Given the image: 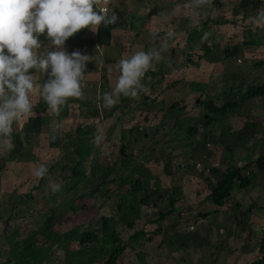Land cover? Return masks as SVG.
<instances>
[{
    "label": "rangeland",
    "instance_id": "1",
    "mask_svg": "<svg viewBox=\"0 0 264 264\" xmlns=\"http://www.w3.org/2000/svg\"><path fill=\"white\" fill-rule=\"evenodd\" d=\"M224 11L229 12L225 9L223 12ZM214 13H217V11H214ZM226 15L229 17L228 20H233L234 14ZM211 17L214 16L211 14ZM215 19L221 24V27L213 23L209 24L208 28L204 30V33L209 34L207 39H202L204 35L203 33L202 36L193 39V41L188 38L189 36L187 37L185 34L186 31L179 32V41L176 45L179 50L176 52V55L173 56L174 60H176V66H169L166 59L161 58L162 63L155 65V67H157L156 71L161 75L158 76L156 72L150 71V74L145 75L153 85L144 87L137 97L130 98L129 107L119 108L120 112H117L113 122L114 127L110 124L111 130H102L105 138L99 146L93 141V136L96 132L94 129V133L88 138V141L94 148L99 147L100 155L94 153L86 161V171L90 179L87 184L80 185L77 194L73 192H64L57 195L54 201H49L48 199L49 196L52 195V191L49 187L51 181H62V186L69 183V172L67 170H62V167L65 165H72L75 162V156L74 154L72 155V149L57 145L55 144L56 141L34 147V145H29L28 143L31 142V139L30 141L28 139L30 134L24 133L26 151L23 152L24 154L20 156L19 160L15 162L9 161L0 174V264L5 261L6 256L9 253L10 237L15 234L18 242H22L28 238L34 230L43 225L45 214H65L66 218L68 215L71 217L66 224L68 227L69 225H83V230H100L102 226L100 216L110 215L109 209H98V205L102 202L100 197L97 196L92 200L85 199L77 201V205H83L86 207V211L78 212L77 215L72 216L70 212L65 213V210L67 209L70 199L77 197L79 193L81 194L82 192L89 191L96 185L100 184L103 176L114 163H116L119 168H137V175L143 181V187L145 189L144 193L142 192L139 194V198L146 196L149 198L151 195L150 188L152 181L154 187L156 183L155 180L160 182L158 176L155 175V172L167 173L169 179L170 175H173L172 172L175 170L176 174H174V176L176 177L173 178L174 181L183 176L190 177L189 175H192L193 170L197 173L202 172L204 175V167L201 166L206 164L207 157L215 158V162L219 166L225 164V167L230 166L231 162L232 164L238 165V161L236 162V160H240L244 163L248 162V160L245 159L248 156V152L251 149H254L253 146L255 143L251 144L250 140L253 138L255 139L256 137L258 138L260 134L264 135V123L258 122L257 127H252L245 132L238 130L235 133H231L230 129L227 130L223 128L222 130H218L217 133L219 134H214L213 132V134H211V132H209V128L214 127L213 124L208 129H204L201 124L207 113L203 106L200 105L202 100L213 98L216 104L222 105L225 102H232L239 99L240 96L245 93V88L251 85H264L263 80H258V76L264 74L263 71H260L261 67L254 66V63H252V66H250L251 68L249 66L241 68V65H243L244 62H238L237 60V64L234 62L230 64L231 60H225L223 58L220 50L224 49L228 44L235 43V40H238V37L240 36L241 29L237 30L236 26L233 24H223L226 17L222 16V14L220 16L218 14L214 17V20ZM202 27L203 21L197 25L198 30L202 29ZM203 43H208L213 46L215 45L219 48L215 54L216 57L214 56L210 59L213 62H210L209 60H200L199 55L202 53L200 46L203 45ZM183 50L188 52L186 53V57H181L180 52H183ZM172 54L173 53L170 55L172 56ZM263 54L262 56H258V58H264ZM188 58H191V60L188 61ZM254 58L257 59L256 57ZM178 61L179 63H177ZM250 62H252V60H250ZM190 67H192V70H196L194 72H192V70L187 71V68ZM247 68L250 72L246 71L248 70ZM253 71H257L256 74L254 73L253 75ZM162 72L165 77H163ZM205 79L209 86L204 93L205 95L201 97L202 99H198V96L190 95L191 90L187 86V83L192 81H205ZM179 81L180 83L177 84ZM176 84L177 86L175 87ZM172 88H174L173 91L175 92L173 96H165ZM232 88L235 89L234 92L231 90ZM252 101H254L252 102L253 104L259 103L260 101L264 103L263 98L254 99ZM174 103L178 104L177 107H183L184 111H178L179 114H177V110L172 111L170 107ZM248 105V107H244V105L242 106V109L239 111L240 114H234L224 119L232 121L234 118L238 128H242L247 120L245 117L241 116V113L246 112L249 114L250 110L253 109V114L251 113L248 116L254 121H260L263 119L261 121L264 122V107H250L251 104ZM145 107H161L162 110L158 112V116L150 112V114L147 115V121L150 120V122H142V130L134 128V131L127 136V139L131 138L132 142L126 141V139L123 138V140L127 142V146L125 145V153L127 156L123 157L118 153L120 145L124 144L121 142L123 140L119 139L121 132H125V126L136 125L137 127L139 125L136 122H139L140 118L143 119V117L139 115V110H143ZM259 109L261 111H259ZM254 111H257V113ZM136 117L138 120H135ZM151 121L155 126V123L158 122H161L160 124H165L162 126L161 130H157V127H151ZM221 122L222 121H220V123ZM181 124L182 128L180 127ZM189 126H197L199 134L194 137L188 136L187 129ZM224 130L226 134L223 133ZM155 133L159 136L158 139H155ZM208 133H210V136L213 138H209V136L207 137L206 134ZM231 135L234 137H231ZM134 138H138L141 143H139V141L137 143L134 142ZM173 138H176L174 143L169 144L170 140ZM221 139L223 141L225 140L224 143L220 144L219 147L214 148L217 146V141ZM237 139L240 144L237 143ZM258 139H260V137ZM60 140L62 141L64 138H61ZM194 141L198 142L199 146L196 150L194 149L195 145L193 147H189L188 145L194 143ZM59 142L60 141H58V143ZM168 144L170 147L177 146L179 149L177 155L183 160L182 163L184 166L178 165L179 160L173 159V152ZM181 145H183V147H181ZM44 149L45 153H43ZM183 152L185 154H183ZM7 156L8 152L2 147L0 164ZM240 156L244 159H241ZM40 162L46 163L49 167V173L44 178H37L33 174L34 168L38 167ZM199 162H201L200 165H197ZM212 163L215 164L214 162ZM222 168L224 169V167ZM186 173L187 175H185ZM205 173L208 175V171ZM222 173L223 171H220L212 179L217 182ZM12 177L17 180H11L13 179ZM254 180L256 185L259 180L257 178H254ZM204 186V191L206 192L204 194V197L206 196L204 204H206L209 189L208 186ZM15 188H17V192L14 191ZM235 189L236 190H234L231 199L234 201V199L236 200L237 198H240L238 201L243 203L244 207L241 212L243 213L249 209L245 204L246 196L248 197V194L252 192L254 188L241 190L239 187H236ZM23 195H31L32 198L29 196L27 198L25 197V202L19 207L13 209L18 199ZM150 201L152 203L149 207L155 208L154 202H156V197L153 196V200L150 199ZM261 201L256 202L257 209L255 212L257 213V217L260 220H263L261 222L262 224L258 226V229L256 230L252 228L247 234L242 235L240 232L246 230L249 224V218L248 220H243L241 213H238V211L235 210L236 206L231 209H226L228 207L227 205L226 208H224L225 213L221 215V221L219 217L216 215L214 216L219 224H222L221 228L223 232H220L219 228L216 230L217 234H215L214 231L209 232V229L214 230L215 227V224L211 222L208 223L207 226H204L203 229L205 230L203 234H206V241L208 242L203 246L205 247L204 250L207 248L206 254L199 259L203 262L202 264H251L262 256L258 251L260 241L264 237V210L258 208L264 206V203H260ZM211 206V211H213L216 206L214 204ZM233 220H235L234 223L237 224L236 231H233L234 233L232 232L233 229L230 224ZM241 220H243V222ZM200 224L201 222L197 224L199 234H201L200 226H202ZM226 227H230L231 229L228 231ZM229 232L233 233L231 234V237L235 236L231 240ZM124 233L127 235V232ZM214 234L216 235V238L213 237ZM213 239H218V241L214 242ZM141 242L142 241L137 242L128 240L127 247H129V249L134 247V252H141L142 249L144 252L149 253V255L150 253L153 254L150 255L151 264L168 263V261L174 264H179L176 260L180 261L181 264H196V262L190 260L193 255H188L187 252H183L185 255L183 259H180L179 256L172 258L171 252L174 247L171 240L170 242L152 243L150 247L147 246L145 241ZM211 242L214 243L210 245ZM174 243L177 245L175 241ZM163 244L168 247L167 250L163 247ZM158 245L162 247V254L160 256L155 254L158 250ZM99 249V247L93 245L86 246L85 248L77 247L75 250L65 252L63 246H60L53 250L51 259L46 264H99L97 260L99 258ZM210 251L214 253L213 257ZM134 252L129 251L120 262L129 263L135 260L138 261L137 254H134ZM155 258H157V260ZM209 259L210 261L208 262ZM142 263L138 262L137 264Z\"/></svg>",
    "mask_w": 264,
    "mask_h": 264
},
{
    "label": "crops",
    "instance_id": "2",
    "mask_svg": "<svg viewBox=\"0 0 264 264\" xmlns=\"http://www.w3.org/2000/svg\"><path fill=\"white\" fill-rule=\"evenodd\" d=\"M240 1L241 0H97L98 4H100L102 7H107L110 11H114L118 16L117 24H112L114 26L112 30V44L109 46L98 45L97 43L98 30L93 31L90 28L81 29L74 36L68 38L65 44V47L69 52H72L73 48L75 47H81L82 53L90 54L92 56H96L97 58L96 61L92 60L87 62L88 66L87 69L85 70L87 77V86L83 88L84 95L78 98L77 97L69 98L67 103L62 106L61 111L59 113L50 111L49 109L46 110L43 113V115L48 118V123H46V125L43 127L41 131H40V114L33 112L27 118L21 119L20 121L16 122L14 124L13 132H22L23 134L24 133L30 134V137L28 139L29 141L31 139V142L28 143L30 145L31 144L34 145V147L42 146V144H48L49 142L51 143L52 141H56L55 144L63 147L65 141L69 139L68 134L74 133V131L79 126L82 127L92 126L95 130L99 128L100 130L109 131V129L111 128L110 124L112 127H114V123H113L114 119L117 115V112H120L119 109L116 111L114 110L116 108V105L120 103V98L117 104H115L111 108H106L102 104V96L105 91H111L115 85L116 79L119 75L116 65L118 60L121 58V56H130L136 50L156 49L160 52V56L158 59L153 60L152 66L149 68L148 71L158 73V71H156L157 67H155V65H157L158 63H162L161 58L166 59L167 63L171 59L174 60L173 56H175L176 52L179 50V48L177 49L176 46L179 41V36H178L179 32L186 31V33L185 32L184 33L188 37L193 29H196L197 31L200 30V29L198 30L197 28V25H199L200 22L203 21V25H204L209 18L214 20V17H216L218 14L219 16L221 14L222 16H225L226 19L224 21H227L229 17L226 14L233 15L234 10L236 11L239 9ZM262 1L263 2L261 4L260 9L264 7V0ZM224 9L228 10L229 12H225V11L223 12ZM214 11H217V13H214ZM211 14L214 17H211ZM247 14L250 17H247ZM255 14L256 13L252 10V7H249L246 9H242L236 17L237 20V24L235 25L236 29L237 30L241 29V32H240V36L238 37V40L237 39L235 40L236 41L235 43H239V45H242L244 42H251V44H249L247 49L243 51V53H241L239 58H237L242 62H244L243 65H241V68L245 66L250 67L252 66V63H254L255 66V62H257L258 59H261L258 58V56H262V54L264 53V24L256 25L254 23L253 16ZM134 16H138V17L133 22ZM160 32H165V35L157 38L156 34ZM41 40L44 41V43L48 42L47 37L43 34L41 35ZM45 47H47V44H45ZM183 51L185 53H188L186 50ZM171 53H173L172 56L170 55ZM254 57H256L257 59H255ZM250 60H252V62H250ZM177 63H179V61ZM259 67H261L260 71L264 72V66H259ZM191 68L192 67L187 68V71L192 70ZM195 70H192V72H194ZM246 71L250 72L249 69ZM256 72L257 71H253V75L254 73L256 74ZM262 75L258 76L259 81L261 80L264 81V74ZM145 77L146 76H144L143 78V84L145 85V87L146 86L148 87V85L152 86L153 83H151L147 79V77L146 78ZM163 77H165V75H163ZM45 78L46 77L43 74H39L37 77L38 82L41 83ZM176 86L177 84L175 85V87ZM173 89L174 88L170 89L167 92L168 94L165 96L167 97L173 96V94L175 93ZM41 98L42 97L39 95L38 92L33 95L34 106L40 101ZM252 102L254 101L244 104V107H248L249 106L248 104H251L250 107H264V103L262 101L254 104ZM149 108L145 107L143 110H139V115L142 116L144 120L140 118V121L136 122L137 124H139L137 127L136 125L128 126V127L125 126L124 129L128 130L131 128L133 129L139 128V130H142L143 126L141 123L142 122L148 123V121L150 122V120L147 121V115L150 114L151 112L154 115L158 116L159 115L158 112L162 110L161 107H149ZM176 110H177V114H179L178 111L179 112L184 111V110H180L179 107H177ZM259 111L261 110L259 109ZM251 113L253 114V109L250 110V114ZM255 113H257V111ZM135 120H138V118L136 117ZM227 120L228 119H224V118L218 120L213 124L214 127L209 128V132H211V134L213 133L215 134L218 132L219 129L222 130L223 128L227 130L230 129L231 133H235L238 130H242L244 125L242 126V128H238V125L235 123L234 118L232 121L230 120L227 121ZM261 120L258 122L264 123ZM220 121L222 122L220 123ZM160 123L161 122L155 123L156 124L155 126L154 123L152 122L151 127L154 126L155 128L157 127V130H161L162 126L165 123L163 124ZM180 127L182 128V124L180 125ZM122 132L119 139L123 140L122 138H124L126 139V141H131V138L127 139V136H129L130 134H128L126 131L124 133ZM223 133H225V130L223 131ZM206 136L207 137L209 136V138H213L212 136H210V133L206 134ZM231 137L234 136L231 135ZM259 137L260 139H258ZM61 138L62 139L64 138V140L61 141L60 140ZM158 138L159 136H157V133H155V139ZM258 138L256 137L255 139L253 138L252 140H250L251 144L255 142L253 146L254 149H251L248 152V156L246 157L245 160L251 161L258 156V147L261 145L264 135L260 134ZM135 139L136 138H134V140ZM175 139L176 138L171 139L169 144H173ZM58 141L62 143L60 142L58 143ZM224 141L222 139L219 140L218 145L214 148L219 147V145L224 143ZM195 142L196 141H194V143ZM139 143H141L140 140ZM237 143L240 144L238 139H237ZM169 144L168 146L170 147ZM124 145L127 146V142H124ZM181 147H183V145H181ZM198 147H199L198 142H196L194 149L196 150V148ZM3 149L6 152H9L11 147L5 146L3 147ZM170 149L173 152V159L179 160L178 165L184 166L182 163L183 160L180 158V156L177 155L179 152L177 146H172L170 147ZM1 150L2 147H0V154H1ZM43 151L42 152L45 153V149ZM183 154L185 153L183 152ZM19 158L20 157L14 158L12 161L15 162V160H19ZM240 158L244 159L241 156ZM206 159L207 162L205 165H208L210 167L211 166L215 167L220 171L225 170V164L219 166L215 162V158L207 157ZM239 161L240 160H236V162L239 164L244 163L242 161L240 162ZM212 162H214L215 164H213ZM200 163L201 162H199L197 165H200ZM222 167H224V169ZM192 172H193L192 175L188 174L190 177L183 176L181 178L175 179L174 181L173 178L176 177L174 176V174H176L175 170L172 172L173 175H170L169 179L167 173L155 172V175L158 176L160 182H157V180H155L156 183L154 187L152 181L150 188L151 195L149 194L151 198L149 196V199L153 200V196H154L156 197L157 203L156 204L154 203L155 208L149 206L142 207L141 222L139 226L148 234L156 230V225H152L149 222L151 220L157 219L159 217L160 212L167 211L169 209L168 201L172 197H176L177 203L175 204V209H176L175 212L170 216H168L161 223L162 227L164 228L162 234L154 236L151 242L149 243H146L145 240H141V241L142 242L145 241L147 246L150 247L152 243H156V242L161 243L165 241L170 242L171 240L173 242V247H174L173 251L171 252L172 258L179 256L180 259L181 258L183 259L185 256L183 252H187L188 255L189 254L191 256L193 255L190 260L196 262V264H199L201 262L199 259L202 256L204 257V255L207 252V248L204 250L205 247H203L206 244V242H208L206 241L207 239L206 234H203L205 230L203 228L204 226H207V224L211 222L215 224V227L214 230L209 229V232L214 231V233L217 234L216 231L217 228L220 229V232H223L221 228L222 224L220 225L218 220L214 218V216L216 215L217 217H219L221 221V215L225 213L224 208L226 207H223L222 209H218L216 206L213 212L211 211L212 209L211 205L213 204L211 201L207 200L206 204H204V200L206 199V196L204 197V194L206 193L204 191L205 188L204 185L207 186V183L204 181V176L202 172L197 173L194 170ZM205 174L206 173L204 172V175ZM185 175H187V173ZM12 178L13 179L11 180H17L14 177ZM258 180L259 182L255 185L254 190L248 194L249 198L246 196L245 204L248 207L253 205L257 206L256 205L257 201L262 200L260 203H264V176L259 175ZM238 199L240 198H237L236 200L234 199V201L230 199L231 202L226 209L229 208L231 209L232 207L236 206L235 210L238 211V213L239 212L241 213L243 211L242 207L244 206L243 203L238 201ZM237 203H241L240 209L239 206H237ZM258 208L264 210V206H260ZM256 209L257 208H255L253 212L249 215H245L241 213L243 220L244 219L248 220L249 218L248 221L249 224L247 223L248 226L246 225L247 231L246 230L241 231L240 233L242 235L250 232L252 228L254 230L258 229V226L262 224L261 222L263 220H260L257 217V213L255 212ZM206 213H211V214L208 217H204L203 215ZM243 220L241 221L243 222ZM234 221L235 220H233L232 223L230 222L231 228L233 229L232 232L236 231L235 229L237 227V224L234 223ZM200 222H201L200 225L203 226V227L200 226L201 234H199L197 229V224H199ZM192 225L195 228L194 231L189 230V227ZM226 228L228 231L231 229L230 227H226ZM233 233L229 232L230 240L235 237V236L231 237V234ZM215 234L213 235L214 238H216ZM173 240L177 243V245L174 243ZM213 241L217 242L218 239H213ZM214 242H211L210 245L213 244ZM163 247H165L166 250L168 249V247L165 244H163ZM161 249L162 247L158 245V250L155 253L157 256H160L162 254ZM128 251L134 252V247L130 249L128 247ZM137 252L135 251L134 254H138ZM139 253H141L142 258H144V262L143 263L141 262L142 264H151L150 255L153 254L150 253L149 255V253L144 252V250L142 249L141 252ZM213 254L214 253H212V257ZM155 259L157 260V258ZM176 261L177 263L181 264L180 261L178 260ZM209 261L210 259L208 260V262ZM138 262H136L135 264H137ZM202 263L203 262H201L200 264ZM161 264H174V263L168 261V263L165 262Z\"/></svg>",
    "mask_w": 264,
    "mask_h": 264
},
{
    "label": "trees",
    "instance_id": "3",
    "mask_svg": "<svg viewBox=\"0 0 264 264\" xmlns=\"http://www.w3.org/2000/svg\"><path fill=\"white\" fill-rule=\"evenodd\" d=\"M262 2V0H241L239 9L236 11L234 10L233 12V20L224 21L223 24L236 25V17L242 9L252 7V10L256 13L260 9ZM137 17L138 16L133 17V22ZM247 17L250 16L247 14ZM212 23L217 26L221 25L219 22L209 18L203 25L202 29L199 31L193 29L190 32L189 39H197L204 33V30L208 28L209 24ZM113 28V25H101L99 27L97 35L98 45L109 46L112 44ZM249 44H251V42H244L242 45H239V43L228 44L220 51L223 58L225 60H231L230 64H232L233 62L236 63L237 58H239L241 53L247 49ZM200 49L202 52L199 55L200 60H209L210 62H213L210 59L211 57H216L215 54L219 50L217 46L209 45L208 43H203V45L200 46ZM168 65L176 66V61L171 59L168 62ZM255 66H264V58L258 59V61L255 62ZM146 74H150V72L147 71ZM163 74L164 73L162 72V75ZM157 75L159 76L161 74L157 73ZM179 83L180 81L177 82V84ZM187 86L191 90L190 95L198 96V99H202L201 97L205 95L204 93L209 84L206 83L205 79V81L202 80L200 82L192 81L187 83ZM231 90L233 92L235 91L234 88ZM130 98L132 97L121 94L120 103L116 105L114 110L116 111L122 107H129ZM258 98L264 99V85H251L245 88V93H243L239 99L232 102H225L222 105L216 104L213 98L202 100L200 105H202L207 112L204 116V120L201 122L202 127L208 129L218 120L238 114L244 104ZM177 105V103L172 104L170 109L176 110ZM179 108L180 110H184L183 107ZM46 110H48V106L41 98L34 106L33 111L40 114V131L46 123H48V118L43 115ZM249 114L246 112L241 113V116L245 117L247 120L242 130H240L242 132L258 126V121L252 120L251 117L248 116ZM125 131L128 134H131L134 129L131 128ZM93 133L94 128L92 126H79L74 133L68 134L69 139L65 141L64 146L65 148L72 149V155L74 154L75 156V162L72 165H65L62 167V170H67L69 172V183L62 186L60 191L55 193L52 192V195L48 198L49 201H54L57 195L64 192H73L77 194L80 185L89 182L90 178L85 166L86 161L94 153L100 155L99 147L94 148L88 141V138L91 137ZM198 134L199 129L197 126L188 127V136L194 137ZM138 141V138L134 140L136 143ZM121 142L124 143L125 141L123 140ZM216 144L218 145V141ZM194 145H196V143L189 144L190 147H193ZM25 150L24 134L22 132H13L11 149L8 152V156L4 158L0 164V174L9 161L23 155ZM207 171L208 175H203L204 181L207 183L209 189L207 200L211 201L218 209H222L230 204V199L232 198L236 187H239L241 190L254 188V178L258 179L259 175L264 176V138L262 139L261 145L258 147V156L254 160L240 164L238 163V165L232 164L231 162L230 166L225 167V170L217 182L212 178L215 177L220 170L215 167L204 165V172ZM16 190L17 188L14 189V191ZM144 191L143 181L137 175V168H119L118 165L114 163L103 176L100 184L96 185L93 189L82 192L81 194L79 193L77 197L70 199L67 209L65 210V213L70 212L72 216L77 215L78 212L86 211L85 206L76 204L77 201L85 199L92 200L97 196L100 197L102 202L98 205V209L104 210L107 208L110 211V215L100 216V220L102 221L100 230H83V225H69L68 227L66 224L70 220L69 218H71L68 215L66 218L65 214H45L43 225L34 230L28 238L22 242H18L15 234L10 237L9 253L2 264H46L51 259L53 250L60 246H63L65 252H69L77 249V247L85 248L86 246L93 245L100 248L98 251L99 258L97 259L99 264H135L138 261L144 262L141 253L136 255L138 261L135 260V262L129 263L120 262V260H122V258H124L129 252L127 241L134 240L140 242L141 240H145L146 243H149L154 236L161 235L164 230L161 223L175 212V204L177 203L176 197H172L168 201L169 209L165 212H160L157 219L149 222L152 225H156V230L148 234L139 226L141 222L142 207L150 206L151 204L148 197L139 198V194ZM28 196L32 198L31 195L21 196L13 209L23 204L25 202V197L27 198ZM154 203L156 204L157 202ZM237 206H239L240 209L241 203H237ZM255 208L256 206L254 205L249 206V209L242 214L249 215ZM210 214L211 213H206L203 216L208 217ZM124 232H127V235ZM258 251L262 256L251 264H264V237L260 241Z\"/></svg>",
    "mask_w": 264,
    "mask_h": 264
},
{
    "label": "clouds",
    "instance_id": "4",
    "mask_svg": "<svg viewBox=\"0 0 264 264\" xmlns=\"http://www.w3.org/2000/svg\"><path fill=\"white\" fill-rule=\"evenodd\" d=\"M117 20V14L97 0H0V147H11L14 124L33 113L35 93L57 113L69 98L84 95L87 62L97 58L79 50L69 52L66 41L81 29L97 31ZM253 20L256 25L264 24V7ZM42 34L47 43L41 40ZM208 35L204 33L202 39ZM159 56L156 49L121 56L116 65L119 75L112 90L103 93V106L111 108L121 94L137 97L145 87L146 72ZM39 74L46 77L42 83ZM104 138L97 128L94 143L99 146ZM48 173L43 162L33 170L37 178ZM49 187L53 193L60 191L62 181L53 180Z\"/></svg>",
    "mask_w": 264,
    "mask_h": 264
},
{
    "label": "water",
    "instance_id": "5",
    "mask_svg": "<svg viewBox=\"0 0 264 264\" xmlns=\"http://www.w3.org/2000/svg\"><path fill=\"white\" fill-rule=\"evenodd\" d=\"M115 24H117V21ZM164 35H165V32H160V33L156 34V37L158 38V37L164 36ZM180 54H181V57H186V53L184 51L180 52ZM190 60H191V58H188V61H190ZM118 153L121 156H127V154L125 153V145L124 144L120 145Z\"/></svg>",
    "mask_w": 264,
    "mask_h": 264
},
{
    "label": "built area",
    "instance_id": "6",
    "mask_svg": "<svg viewBox=\"0 0 264 264\" xmlns=\"http://www.w3.org/2000/svg\"><path fill=\"white\" fill-rule=\"evenodd\" d=\"M76 50H79V51L82 52V48H81V47H75V48H73V51H76ZM239 62H240V60H239ZM86 86H87V77H85L83 88H85ZM189 230H190V231H194V230H195L194 226H193V225L190 226V227H189Z\"/></svg>",
    "mask_w": 264,
    "mask_h": 264
}]
</instances>
